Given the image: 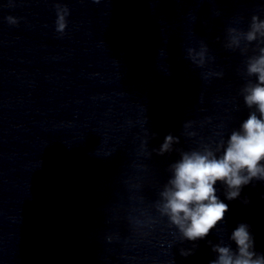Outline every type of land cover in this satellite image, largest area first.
<instances>
[{"label": "clouds", "instance_id": "clouds-1", "mask_svg": "<svg viewBox=\"0 0 264 264\" xmlns=\"http://www.w3.org/2000/svg\"><path fill=\"white\" fill-rule=\"evenodd\" d=\"M68 8L57 5L56 31L63 33L67 27ZM9 24L18 21L8 16ZM226 47L248 50L257 42V54L246 61V75L255 77L241 89L244 104L251 111L238 129L233 130L227 141L221 140L215 148L207 145L198 150L182 151L180 158L169 167L171 176L159 193L156 211L174 226L180 239L196 241L204 239L224 220L229 211L216 195L217 181L226 185V199L234 200L251 181L264 180V20L253 15L247 31L229 28ZM243 45V47H242ZM188 58L198 67L208 59L207 45L201 42L199 50L189 48ZM207 75H221L209 73ZM179 139L167 135L158 150L159 155L171 152ZM230 244L213 245L216 258L210 264H264V254L255 251L254 237L247 224H239L231 233ZM186 254V253H182Z\"/></svg>", "mask_w": 264, "mask_h": 264}]
</instances>
